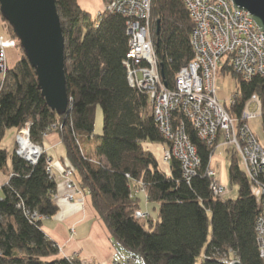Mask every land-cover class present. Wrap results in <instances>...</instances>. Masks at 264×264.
I'll return each mask as SVG.
<instances>
[{"label": "trees", "instance_id": "trees-1", "mask_svg": "<svg viewBox=\"0 0 264 264\" xmlns=\"http://www.w3.org/2000/svg\"><path fill=\"white\" fill-rule=\"evenodd\" d=\"M56 5L65 38L68 111L47 105L24 51L13 67L0 72V171L9 178L0 188V264H82L77 256H62L43 230V219L59 211L47 152L31 164L17 155L16 142L12 152L2 146L9 130L17 134L28 125L32 141L42 147L50 133L60 135L76 185L91 196L111 236L148 264H228L234 259L264 264L257 231L262 202L256 194L264 186V173L251 180L239 154L229 149V182L238 195L216 196L207 176L216 144L201 139L181 110L173 121H184L201 165L191 180L176 158L170 173L163 171L146 146L168 148L151 97L128 77L129 18L108 10L94 16L80 0H56ZM150 24L160 72L174 89L178 72L195 56L190 11L183 0H152ZM238 77L239 95L229 113L241 119L256 102L264 128V75ZM97 106L103 113L100 135L94 133ZM144 201L159 204L157 219L136 217Z\"/></svg>", "mask_w": 264, "mask_h": 264}, {"label": "built area", "instance_id": "built-area-1", "mask_svg": "<svg viewBox=\"0 0 264 264\" xmlns=\"http://www.w3.org/2000/svg\"><path fill=\"white\" fill-rule=\"evenodd\" d=\"M183 1L194 22L192 45L195 56L178 72L174 89L167 87L155 68L157 57L150 34L152 0H110L104 7V10L129 18L130 52L126 66L130 84L149 93L155 119L168 143L164 160L169 164L172 158L179 160L187 180L196 175L201 161L186 132L184 121L180 120L177 124L173 121V114L178 110L193 122L201 139L209 145H215L218 137L222 136L226 144L238 151L244 170L255 181L264 173V146L249 122L259 116L261 109H251L249 104L241 119L232 116L221 104L215 77L218 65L226 63L245 80H251L256 75L263 76V32L248 12L236 10L232 0ZM6 57V43L0 35V70L3 72L8 66ZM29 132L28 125L18 132V136L21 140L27 136L25 139L30 145L27 147L24 139L21 142L17 140L15 150L18 156L36 164L44 148L30 141ZM48 171L53 174L51 167ZM64 175L67 177L66 199L75 201L78 199L77 185L72 170H66ZM207 176L211 179L213 193L225 196L227 185L217 179L213 166L207 171ZM258 190L262 214L257 231L260 254L264 259V186H259ZM136 217L148 220L151 214L138 210ZM112 244L113 264H148L140 253L126 248L113 237Z\"/></svg>", "mask_w": 264, "mask_h": 264}, {"label": "water", "instance_id": "water-1", "mask_svg": "<svg viewBox=\"0 0 264 264\" xmlns=\"http://www.w3.org/2000/svg\"><path fill=\"white\" fill-rule=\"evenodd\" d=\"M236 10L248 12L264 36V0H232ZM1 16L12 27L24 54L35 68L47 105L66 113L65 38L56 0H0ZM228 264H242L234 259Z\"/></svg>", "mask_w": 264, "mask_h": 264}, {"label": "crops", "instance_id": "crops-1", "mask_svg": "<svg viewBox=\"0 0 264 264\" xmlns=\"http://www.w3.org/2000/svg\"><path fill=\"white\" fill-rule=\"evenodd\" d=\"M87 3L88 5L85 6L83 1L80 0V5L94 16L104 10L100 8L99 10L96 9L92 11L90 10L91 8H88L89 3H91L90 0ZM20 57L21 56L17 57L15 64ZM255 108L256 106L253 104L251 109ZM16 132V129H11L7 132L12 133L14 144ZM152 145L153 144H147L146 146L153 153H157L156 149H152ZM43 148L54 164L53 175L57 180L55 201L59 206V211L55 216L43 219V230L51 239L60 245L62 256H80L82 259L90 260L97 264H112V246L109 240L110 231L94 208L91 196L87 192L80 190L77 186L78 199L75 201L66 199L67 189L63 172L67 167L68 161L66 147L61 142L60 135L57 132L50 133L44 141ZM229 149L230 148H228V151ZM220 159L221 158L218 156L215 157V159L213 158V163L215 160V166H213L215 169H217L216 163H218ZM223 162L226 163L225 159ZM229 165L230 160L226 167L227 173ZM168 171L169 172H165L169 174L170 168ZM8 179V176L0 171V188ZM217 179H220L218 178V173Z\"/></svg>", "mask_w": 264, "mask_h": 264}, {"label": "rangeland", "instance_id": "rangeland-1", "mask_svg": "<svg viewBox=\"0 0 264 264\" xmlns=\"http://www.w3.org/2000/svg\"><path fill=\"white\" fill-rule=\"evenodd\" d=\"M82 1H83V4L85 6L88 5L87 2L89 0H82ZM90 2L91 3H89L88 8H91L90 10H92V11H94L96 9L99 10L100 8L104 9V7L108 3V2L105 3L104 0H90ZM0 35H2V37H4V42L6 43L7 65L13 66L17 60V57L22 56L23 50L20 47L19 40L14 38L15 34H14L13 30L8 25V23L2 18L1 15H0ZM151 38H152V34H151ZM155 68L157 69L159 77L161 78L162 74L160 72L157 60H156V67ZM0 72L3 73V71H1V70H0ZM212 75H214V73H212ZM238 75L239 74L234 72L233 70H231L228 67V65L227 66L225 64L222 66L220 64L218 65V69H217L216 77H215V82L217 83L218 97L220 100L222 99L223 101H225V102H223L221 100V104L223 105V107L227 111H228V108L231 107V104H232L231 102L233 100H235L236 96L239 95V93H238L239 92V79H238L239 77H238ZM162 80H163V77H162ZM253 104H255V106H256L255 109H258V110L261 109V107L259 106L258 103L253 102ZM96 109H97V111H96V118H95L94 133L100 135L103 132V113H102V109L100 106H97ZM258 114H259V111H258ZM249 123H250V126L252 127V129L257 134V137L259 138V140L263 143L262 145L264 146V128L262 125L261 113L259 114V116L257 118L250 120ZM26 137L27 136H25V138ZM28 137L30 138V141L32 142L30 132H29ZM25 138H22V140H21V138L18 136V133H17L15 135V142L17 140L21 142ZM14 145L15 144L13 143L12 133H7L5 139L3 140V146L5 148H7L9 152H12L14 149ZM216 147H217V151L215 152V155L213 156V158L215 159V157L218 156L221 159L219 160L218 163H216L217 169H215V170L218 173V178H220L219 181H222L223 183H227L226 185H227L228 191L225 194V197L226 198H236L238 195V188H237V186H233L230 184L229 179H228L227 169H226L228 162L230 160L229 156H228V148H230V150H232L233 147L230 144H226L225 139L222 136L218 137ZM152 149L153 150L156 149L157 153H155V152L154 153H155L156 157H158L157 160L160 164L161 169L169 172L168 170L170 168V164L164 160L165 147L162 144H153ZM236 152L238 153L237 150H236ZM224 159H225L226 163L223 162ZM212 164H213V166H215L214 165L215 160H214V163L212 161ZM48 166L51 167V170L53 172L54 164H53V161L50 157L48 159ZM66 170H72V169L69 167L65 168V170L63 172V176H64L65 180L67 178L64 175ZM72 173H73V171H72ZM65 183H66V181H65ZM256 194L258 195V197H260V192L258 189L256 190ZM141 205H142L141 208L143 211H148L154 219H157L158 213H159V204L158 203L143 202ZM109 240H110L111 246L113 248L111 234H110ZM59 248H60V252H61L62 249H61L60 245H59ZM77 257L80 258V256H77ZM231 258H233V257H231ZM80 259H81L82 264H97L96 262H93L90 260H86V259H82V258H80ZM112 264H113V262H112Z\"/></svg>", "mask_w": 264, "mask_h": 264}, {"label": "bare ground", "instance_id": "bare-ground-1", "mask_svg": "<svg viewBox=\"0 0 264 264\" xmlns=\"http://www.w3.org/2000/svg\"><path fill=\"white\" fill-rule=\"evenodd\" d=\"M24 143H25V145L28 147L30 144H29V142H28V140L27 139H24Z\"/></svg>", "mask_w": 264, "mask_h": 264}]
</instances>
